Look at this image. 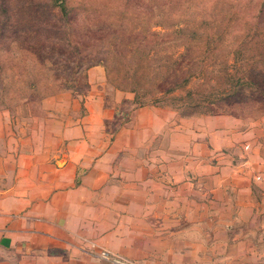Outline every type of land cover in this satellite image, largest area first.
Wrapping results in <instances>:
<instances>
[{"label":"rangeland","instance_id":"rangeland-1","mask_svg":"<svg viewBox=\"0 0 264 264\" xmlns=\"http://www.w3.org/2000/svg\"><path fill=\"white\" fill-rule=\"evenodd\" d=\"M143 59L154 70L165 63L167 72H176L171 83L177 86L164 92L144 82L136 93L118 89L120 80L134 77L126 62ZM97 106L113 116L110 134L143 108L136 133L168 131L171 150L180 147L191 155L188 164L191 158L211 164L233 153L237 162L230 165L237 167L247 145L239 140L227 146L226 129L240 132L264 123V0H0V111L15 142H38L59 160L68 151L67 137L94 130L88 109ZM212 117L229 125H218L219 149L211 153L208 140L201 146L190 141L193 131L210 135ZM184 137L188 145L178 146ZM224 213L220 209V218ZM219 226L216 238L197 233L186 241L187 249L172 250L170 257L130 259L264 264L262 226L252 238L245 233L250 226ZM0 264H18V258L0 251Z\"/></svg>","mask_w":264,"mask_h":264},{"label":"crops","instance_id":"crops-1","mask_svg":"<svg viewBox=\"0 0 264 264\" xmlns=\"http://www.w3.org/2000/svg\"><path fill=\"white\" fill-rule=\"evenodd\" d=\"M96 108L88 109L94 130L67 137L68 151L59 160L38 142L18 145L0 111V251L17 257L18 264L29 258L31 264H112L91 243L146 261L187 249L186 241L197 233L214 239L220 224L250 226L245 233L251 238L256 226L264 233V123L240 132L226 129L227 146L239 140L247 145L237 167L230 165L237 162L233 153L211 164L197 158L188 164L191 155L180 147L171 150L168 131L136 133L143 108L132 112L131 121L116 123L112 134L113 116ZM212 119L210 135L193 131L190 141L201 146L208 140L211 153L219 149L218 125H229L222 117ZM181 140L178 146L188 145L186 137Z\"/></svg>","mask_w":264,"mask_h":264},{"label":"trees","instance_id":"trees-1","mask_svg":"<svg viewBox=\"0 0 264 264\" xmlns=\"http://www.w3.org/2000/svg\"><path fill=\"white\" fill-rule=\"evenodd\" d=\"M114 50L116 51L114 55L118 54V48L116 45H114ZM134 52L135 51L132 50V53ZM114 58L117 59L116 56H114ZM126 63L127 65L130 63L128 66H131L130 70L132 71V75H134V77L132 76V78L130 77L129 80H120L119 82L117 80L118 83L116 85L118 89L128 90L136 93L138 88L141 87V84L144 82L146 83V85H150V88L147 87L149 90L160 91L162 89L164 92H170L177 86V84L171 83L175 81L174 78L171 77L175 76L176 72H167V69H169V67L165 63H160L158 66V70L152 69L150 67L151 63H148L145 59L140 62L132 60ZM186 79L187 77L182 78L181 81L184 82Z\"/></svg>","mask_w":264,"mask_h":264},{"label":"built area","instance_id":"built-area-1","mask_svg":"<svg viewBox=\"0 0 264 264\" xmlns=\"http://www.w3.org/2000/svg\"><path fill=\"white\" fill-rule=\"evenodd\" d=\"M256 178H258V177H256ZM91 245L95 247L92 249H97L100 253V256L105 260L106 259H112V260L119 262L120 264H139V262H137V261H134V260H132L126 256H122L118 253L110 252L109 250L102 248V247H99L94 243H91Z\"/></svg>","mask_w":264,"mask_h":264}]
</instances>
